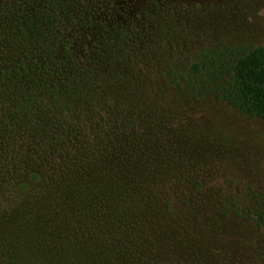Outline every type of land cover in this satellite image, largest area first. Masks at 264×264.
<instances>
[{
	"label": "trees",
	"instance_id": "16d2710c",
	"mask_svg": "<svg viewBox=\"0 0 264 264\" xmlns=\"http://www.w3.org/2000/svg\"><path fill=\"white\" fill-rule=\"evenodd\" d=\"M93 8L87 0H15L0 12V21L11 29L0 33L2 37L10 36L14 42L31 40L42 50L51 49L65 58L61 62L64 73H57L55 80L47 77L52 73H40L34 67H25V73H0V111L8 115V120L0 119V264H183L185 259H192V247H178L182 240L163 227L155 234L149 231L141 220L143 205L137 203L138 186L146 188L145 181L149 180L156 192L162 190V178L150 173L158 159L154 157L159 148L157 139L151 140L153 137H147L144 130L155 137L160 134L152 124L137 131L140 123L131 117L132 103L125 104L122 97L131 90L125 84L130 77V84L137 85L139 96L144 97L142 89L153 85L152 73H130L129 77L124 72L125 65L140 68L137 60L141 59L137 52L129 53L128 46L124 48L121 36L117 41L123 54L110 53L119 66L122 64L118 73L108 76L116 85L110 89L102 73L96 75L82 57L72 54L71 41L80 35L73 20L77 15L92 16ZM111 34H101L99 43L92 44L105 47L115 43ZM142 53L155 55L148 46ZM163 78L168 80L164 84L189 100L213 98L264 124V44L202 50ZM151 91L149 98L153 99ZM122 111L125 119L121 118ZM117 126L121 131L110 140H121L122 162L113 152L116 145L111 151L104 143H92L96 135ZM6 133L12 141L3 137ZM19 145L20 155L3 156ZM52 145L60 150H52ZM61 152L72 159L56 157ZM143 157L148 160L147 169L139 167ZM73 161L74 167L68 170ZM15 166L25 169V177L9 179L7 175ZM114 166H124L126 173L117 178L118 174H111ZM167 204L165 198L164 213ZM256 204L259 208L254 210L234 207L235 214L261 229L264 195ZM102 212L103 218L93 220ZM60 220H71L82 231L70 240ZM22 233L25 244L16 246L14 241ZM40 242L52 247L54 259H39L36 251ZM73 247L77 256L71 251ZM79 256L82 258L76 259Z\"/></svg>",
	"mask_w": 264,
	"mask_h": 264
},
{
	"label": "rangeland",
	"instance_id": "374dc122",
	"mask_svg": "<svg viewBox=\"0 0 264 264\" xmlns=\"http://www.w3.org/2000/svg\"><path fill=\"white\" fill-rule=\"evenodd\" d=\"M14 1L0 0V12ZM87 1L95 8L92 16L77 15L73 20L80 35L71 41L72 54L76 58L82 57L85 65L96 75L102 73L105 85L110 89L116 85L108 76L118 73L122 67L110 53L115 56L123 54L117 41L121 36L124 48L128 46V52H137V58L141 59L137 60L140 68L125 65L122 67L124 72L129 77L130 73H152L153 85L142 89L144 97L139 96L141 92L137 91V85L133 87L130 84L131 77L125 82L131 89L130 94L122 97L125 104L132 103L131 117L140 123L137 131L152 124L160 134L155 137L148 129L144 130L147 137H153L151 140L157 139L159 148H156L154 157L158 159L153 168L156 170L152 169L150 173L162 178L159 181L162 190L156 192L149 185V180L145 181L146 188L138 186L140 198L137 203L143 205L141 220L153 234L163 227L164 231L182 240L178 247H192V259H185L183 264H264V227L257 229L245 223L236 216L234 208H259L257 200L264 195V124L240 115L226 103L213 98L189 100L164 84L168 80L163 78L167 73L180 69L202 50L263 45L264 0ZM9 30L0 21V33H9ZM104 33H112L111 38H116V42L107 44L103 39L107 44L105 47L92 44V41L99 43ZM14 41L10 36L2 37L0 34V73H25V67L29 70L34 67V71L52 73L47 75L51 80L57 78V73H64L61 62L65 58L61 54L53 53L51 49L42 50L31 40L24 43ZM146 46L148 50L153 49V57L142 53ZM171 66L172 69L169 68ZM149 90H152L150 96L153 99L149 98ZM123 115L122 111L121 118L125 119ZM2 117L8 120V115L0 111V119L3 120ZM120 131V126H117L109 133L96 135L92 143H104L111 151L116 145L117 150L113 152L122 162L121 140L119 144L110 140ZM8 136L12 141L9 133ZM8 136L6 133L3 137ZM79 139L84 141L80 135ZM52 147L57 152L60 150L59 146ZM11 150L12 153H4L3 156L20 155L22 146ZM56 157L72 159L62 152ZM74 161L70 167L67 166L68 170ZM139 162L140 168H148L145 157ZM115 169L112 168L111 174H118L117 178L126 173L124 166ZM24 173L25 169L15 166L7 176L9 179L22 178ZM142 173L146 175V171ZM165 198L169 201L166 213L162 209ZM106 200L103 199V203ZM95 216L93 220L97 221L104 217V213ZM61 223L70 240L82 231V227L71 220ZM14 244H25V234L22 233ZM40 246L36 251L40 260L54 259L55 254L50 251L52 247L43 242ZM71 251L77 256L74 247Z\"/></svg>",
	"mask_w": 264,
	"mask_h": 264
}]
</instances>
